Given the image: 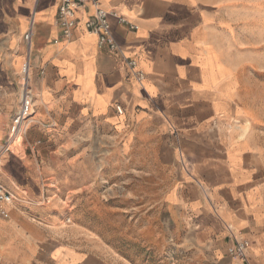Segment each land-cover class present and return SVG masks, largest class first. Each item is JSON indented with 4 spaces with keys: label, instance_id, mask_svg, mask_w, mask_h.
Returning <instances> with one entry per match:
<instances>
[{
    "label": "crops",
    "instance_id": "1",
    "mask_svg": "<svg viewBox=\"0 0 264 264\" xmlns=\"http://www.w3.org/2000/svg\"><path fill=\"white\" fill-rule=\"evenodd\" d=\"M59 1L0 0V36L8 38L0 56V144L15 114H9L10 94L18 90L24 35L34 19L33 118L40 110L34 129L66 124L82 132L101 125L119 134L133 122L127 145L138 129L159 137L172 166L168 205L197 232L208 257L235 264L227 248L238 237L251 244V264H264V144L234 100L233 70L221 57L218 8L229 0H102L123 56L136 61L134 69L122 55L100 49L97 35L85 30L92 5L79 12L80 26L65 39L56 22ZM2 177L18 181L15 173ZM8 223L0 220V228L13 229ZM15 254L7 250L4 264H13ZM43 255L41 264H110L73 247Z\"/></svg>",
    "mask_w": 264,
    "mask_h": 264
},
{
    "label": "rangeland",
    "instance_id": "2",
    "mask_svg": "<svg viewBox=\"0 0 264 264\" xmlns=\"http://www.w3.org/2000/svg\"><path fill=\"white\" fill-rule=\"evenodd\" d=\"M218 9L221 57L233 70L234 100L264 144V0H229ZM17 27L12 22L11 29ZM7 39L0 36V56ZM20 71L11 115L20 104ZM39 111L25 141L0 159V184L15 196L5 206L9 216L0 215L14 226L0 228V264L7 250L17 253L13 264H41L57 246L92 252L110 264H215L197 232L168 205L172 166L159 137L138 129L127 145L133 122L119 134L101 125L39 131ZM6 171L18 181L1 178Z\"/></svg>",
    "mask_w": 264,
    "mask_h": 264
},
{
    "label": "built area",
    "instance_id": "3",
    "mask_svg": "<svg viewBox=\"0 0 264 264\" xmlns=\"http://www.w3.org/2000/svg\"><path fill=\"white\" fill-rule=\"evenodd\" d=\"M101 2L102 0H60L57 12V25L61 29L63 37L70 40L73 37L76 28L80 26L81 23L78 15L79 12L86 10L88 6L92 5L95 10L94 13L88 16L84 21L83 25L85 30L97 35V43L100 49L107 50L115 56L122 55L126 60L127 65L131 69H134L136 61L123 56L121 48L113 35L109 21L110 13L103 8ZM34 32L35 21L34 19H31L29 29L24 35L27 53L20 71V104L12 117L6 141L0 146V159L5 158L10 154L13 150V146H16L18 143L22 144V139L27 134L29 126L34 119L36 94L30 81L32 70L31 44ZM139 78L142 79L143 76L140 75ZM117 111L120 114L123 113L121 106L117 107ZM14 199V194L0 184V203L2 204L0 205V215L3 217L9 216L5 206L11 204ZM232 239V242L227 248L228 255L236 260L235 264H251L248 256V251L251 245L250 242L247 239H240L238 237H233Z\"/></svg>",
    "mask_w": 264,
    "mask_h": 264
},
{
    "label": "bare ground",
    "instance_id": "4",
    "mask_svg": "<svg viewBox=\"0 0 264 264\" xmlns=\"http://www.w3.org/2000/svg\"><path fill=\"white\" fill-rule=\"evenodd\" d=\"M20 141H21V140H20ZM20 141H19V142H20ZM16 155H17V154H16ZM12 164H13V162H12ZM13 165H15V164H13ZM10 166H11V165H10ZM18 166H19V165H18ZM11 168H12V167H11ZM20 169H21V168H20Z\"/></svg>",
    "mask_w": 264,
    "mask_h": 264
}]
</instances>
